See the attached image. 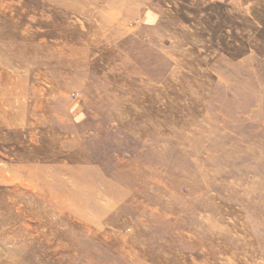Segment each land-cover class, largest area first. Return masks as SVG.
Wrapping results in <instances>:
<instances>
[{
    "label": "rangeland",
    "instance_id": "374dc122",
    "mask_svg": "<svg viewBox=\"0 0 264 264\" xmlns=\"http://www.w3.org/2000/svg\"><path fill=\"white\" fill-rule=\"evenodd\" d=\"M0 206V264H264V0H0Z\"/></svg>",
    "mask_w": 264,
    "mask_h": 264
},
{
    "label": "bare ground",
    "instance_id": "6f19581e",
    "mask_svg": "<svg viewBox=\"0 0 264 264\" xmlns=\"http://www.w3.org/2000/svg\"><path fill=\"white\" fill-rule=\"evenodd\" d=\"M3 11V10H2ZM14 14V13H13ZM40 20V19H39ZM53 20V19H52ZM5 24V23H4ZM7 24H9V23H7ZM52 26V25H51ZM8 27H12L11 25H8ZM110 27V26H109ZM50 30V29H49ZM70 34V33H69ZM75 35V34H74ZM87 35V34H86ZM16 36H14V33L12 32V31H9L8 33H7V35H6V39H9V41H12V40H14V38H15ZM71 38V37H70ZM74 38V37H73ZM78 38V37H77ZM86 38V37H85ZM76 39V38H75ZM73 40V39H72ZM67 41H69V40H67ZM66 41V42H67ZM70 42V41H69ZM86 42V41H85ZM74 43V42H73ZM57 44H59V43H57ZM94 45V44H93ZM80 46V45H79ZM87 46V45H86ZM100 53V52H99ZM237 74V73H236ZM247 86V85H246ZM250 89V88H249ZM258 105V104H257ZM13 117V116H12ZM15 119V118H14ZM15 123V122H14ZM163 126V125H162ZM37 127V126H36ZM40 127V126H39ZM33 129V128H32ZM47 129V128H46ZM34 130V129H33ZM130 130V129H129ZM127 132H130V131H127ZM151 134V133H150ZM155 134V133H154ZM25 135V134H24ZM42 135V134H41ZM147 135V134H146ZM152 135V134H151ZM148 137V136H147ZM153 137V136H152ZM152 137H149V138H152ZM155 137V136H154ZM47 138V137H46ZM159 138V137H158ZM169 138V137H168ZM176 138V137H175ZM173 139V138H172ZM44 140V139H43ZM57 140V139H56ZM45 142V141H44ZM44 142H42V143H44ZM52 144V143H51ZM53 146V145H52ZM166 146V145H165ZM167 147V146H166ZM53 148V147H52ZM31 151V150H30ZM156 152V151H155ZM191 152V151H190ZM162 154V153H161ZM167 154V153H166ZM64 155V154H63ZM170 155H171V153H170ZM169 155V156H170ZM63 157V156H62ZM68 158V157H67ZM77 158V157H76ZM70 159V158H69ZM137 163V162H136ZM199 163V162H198ZM198 165V164H197ZM136 166V165H135ZM6 167V166H5ZM131 167H133V166H131ZM137 167V166H136ZM66 168V167H65ZM68 168V167H67ZM158 168V167H157ZM156 168V169H157ZM10 169V168H9ZM24 169V168H23ZM27 169V168H26ZM26 169H24V170H26ZM31 170H32V168H31ZM136 170V169H135ZM134 170V171H135ZM6 171H7V169H6ZM140 171H141V169H140ZM28 172H29V170H28ZM33 172V171H32ZM137 172V171H136ZM135 172V173H136ZM9 173V172H8ZM114 173V172H113ZM31 174V173H30ZM71 174V173H70ZM73 174V173H72ZM126 174V173H125ZM138 174V173H137ZM140 174V173H139ZM141 174H142V172H141ZM116 175V174H115ZM134 175V174H133ZM137 176V175H136ZM143 176V175H142ZM218 176V175H217ZM127 177H128V175H127ZM134 177V176H133ZM133 177H131V178H133ZM140 177V176H139ZM138 177V178H139ZM32 179H33V177H31ZM90 178V177H89ZM135 178V177H134ZM88 179V178H87ZM136 180H137V178H135ZM134 179V180H135ZM151 179V178H150ZM36 180V179H35ZM66 180V179H65ZM135 180V181H136ZM142 180V179H141ZM149 180V179H148ZM133 181V180H132ZM139 181V180H138ZM147 181V180H146ZM39 182V181H38ZM112 182V181H111ZM24 183H25V181H24ZM129 183V182H128ZM148 183H149V181H148ZM122 185V184H121ZM232 185V184H231ZM26 186H28V185H26ZM30 187V186H29ZM140 187H141V185H140ZM228 187V186H227ZM234 187V186H233ZM25 188V187H24ZM229 188V187H228ZM116 189V188H115ZM120 189H122V188H120ZM120 189L118 190V189H116L117 191H120ZM235 189V188H234ZM29 191V190H28ZM110 191V190H109ZM139 191H140V189H139ZM143 191V190H142ZM231 191V190H230ZM121 192H122V190H121ZM135 192V191H134ZM141 192V191H140ZM137 193H139V192H137ZM159 194H160V192H159ZM131 195V194H130ZM129 195V196H130ZM200 197H201V195H200ZM108 198H110V197H107L106 199L108 200ZM202 198V197H201ZM125 200V199H124ZM131 200V199H130ZM102 201H104V200H102ZM109 201H111V199L109 200ZM206 201V200H205ZM113 202V201H112ZM137 202V201H136ZM133 203V202H132ZM131 203V204H132ZM130 204V203H129ZM116 205V204H115ZM137 206H139V204L137 205ZM110 207H111V205H110ZM0 208H1V206H0ZM9 208V207H8ZM217 208V207H216ZM111 209V208H110ZM32 212V211H31ZM33 214V213H32ZM204 214V213H203ZM210 216V215H209ZM202 217V216H201ZM205 219V218H204ZM210 219V218H209ZM84 220V219H83ZM207 221V220H206ZM210 222V221H209ZM208 222V223H209ZM205 223V221L203 222V224ZM201 229V228H200ZM32 233V232H31ZM39 233V232H38ZM176 255V254H175ZM167 257H168V255H167ZM173 257V256H172ZM165 258H166V256H165ZM169 258V257H168ZM174 258V257H173ZM176 259H177V257H176ZM179 259H181V258H179ZM174 260H175V258H174ZM173 260V261H174ZM149 263H150V261H149ZM148 263V264H149ZM178 263V262H177ZM144 264H145V262H144ZM166 264H167V262H166ZM169 264V263H168ZM170 264H176V262L174 261V262H170ZM178 264H181V263H178ZM182 264H184V263H182Z\"/></svg>",
    "mask_w": 264,
    "mask_h": 264
}]
</instances>
